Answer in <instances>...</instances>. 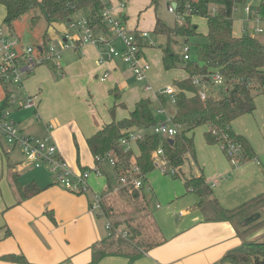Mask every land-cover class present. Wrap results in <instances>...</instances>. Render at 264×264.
Masks as SVG:
<instances>
[{
    "label": "crops",
    "instance_id": "obj_1",
    "mask_svg": "<svg viewBox=\"0 0 264 264\" xmlns=\"http://www.w3.org/2000/svg\"><path fill=\"white\" fill-rule=\"evenodd\" d=\"M108 2L113 9L116 7L115 14L123 19V24L128 25L130 32H147L146 40L150 36L146 26L151 28L152 33L157 19L167 24L160 13L157 14L161 6L165 10L162 0H156L155 3L152 0H135L128 6L122 0ZM257 2L246 0V3L237 5L241 7L243 16L237 30L239 33H235L232 27L234 37L244 34L257 37L258 34H264V31L263 34L257 33L258 29L254 27L258 15L245 11V7L255 6ZM118 3L123 4V7L121 4L117 7ZM216 9V6H211V13H215ZM166 14L175 22L174 16ZM81 17L77 14L71 22L81 20ZM259 17L264 22V15ZM173 22L167 25L173 26ZM234 22L233 19V24ZM192 23L194 24L193 18ZM16 24L17 22L13 35L22 40ZM66 24L68 27V22ZM48 28L41 35L36 31L37 26L28 29L30 34L38 38L32 46L46 49L45 45H53ZM46 33L49 41L43 43ZM67 33L72 40L65 42ZM62 36L56 48L61 49L62 43H67L70 48L61 52V59L55 69L51 64L37 66L26 76L25 85L18 95L22 99L32 95L37 97V109H32L35 120L26 126L17 118L11 119L25 135H50L73 170L80 171L86 167L80 163L78 150L85 149L89 152L86 139L111 122L110 109L114 105L124 106L115 108L114 117L117 120L127 117L128 110L131 111L134 104L143 98L152 101L154 112L163 107L169 111V116L173 115L174 107L168 103L163 106L159 100V92L155 96H149L144 91L135 93L128 99L130 106L127 109L126 94L131 85L126 80L123 61L120 58L109 60L106 46L79 44L76 41L77 33L69 29ZM144 39L140 40L141 45H145ZM151 44L152 47L155 46V42ZM146 51L144 46L142 58L149 63ZM104 75L107 78L102 81ZM186 78V73H183L181 79ZM141 84H148L147 79ZM114 89L119 96L116 102L110 93ZM2 95L5 94L0 84V96ZM254 102L255 110L252 114L243 115L232 122L233 130L243 135L251 144L256 155L253 160L230 164L221 147L207 144L203 134L198 144L195 145L194 142V156L187 155L180 168L179 174L185 178L203 174L214 197L224 209L231 210L264 193V93L256 96ZM203 127L206 131L207 126ZM137 132L139 130H134V133ZM130 148L137 154L134 141ZM71 150L76 153L75 159ZM14 151L17 150L10 147L5 150L0 140V264H90L92 247L108 235L107 221L99 216L91 189L82 194L74 193L45 174L33 171L23 175L21 172L31 167L21 162V159H12L10 154ZM147 177L145 192L151 198V210L165 242L137 258L106 255L96 264H228L221 262L223 256L241 245L232 224L226 221H205L201 211L193 207L198 201L197 197L185 192L182 177L175 175L172 179L152 175L154 187L157 188L158 182L166 183L165 189L156 190V193ZM31 182L41 191L20 199L18 187ZM263 235L264 232L255 233L251 239Z\"/></svg>",
    "mask_w": 264,
    "mask_h": 264
},
{
    "label": "trees",
    "instance_id": "obj_2",
    "mask_svg": "<svg viewBox=\"0 0 264 264\" xmlns=\"http://www.w3.org/2000/svg\"><path fill=\"white\" fill-rule=\"evenodd\" d=\"M176 12L182 18L181 25L168 27L160 19L155 22L152 34L164 36L166 46L161 49V63L165 71L183 69L187 78L174 81L172 86L176 91V103L171 116L173 125L177 126V134L173 136L172 143L167 138L154 135L149 130L157 124L158 118L153 110L152 101L143 98L137 101L127 117L117 120L114 117L116 107L110 109L111 122L105 124L94 135L86 139L87 148L96 165V156L101 159L112 158L115 165L112 175L116 182L122 173H128L131 167L139 170L144 177V186L140 189L133 185H118L113 190L108 176L104 173L107 186L99 194V216L108 224V235L91 249L92 260L96 264L106 255H123L128 258H137L152 248L162 245L165 238L157 226L152 210L151 198L145 193L146 177L155 169L153 153L162 149L163 157L169 166L176 169V177H182L186 193L193 194L198 201L193 206L201 211L207 222H229L234 227L241 245L226 252L221 262L228 264H264V239H251V236L264 227V218L259 213L264 210V193L255 196L245 203L231 209H224L214 197L211 187L203 174L198 177L185 178L179 174L180 168L187 155L194 156V141L192 133L195 129L207 126L204 139L209 145H219L224 151L228 144L239 146L240 161H251L256 155L249 141L232 128V122L237 118L252 114L255 110L254 99L264 93V42L257 37L244 34L234 37L232 33V13L237 5L246 3V0H175ZM255 6L250 7L253 15H264V0H257ZM156 0H152L155 3ZM5 10L2 25L13 34L14 25L30 12L39 10L41 16L48 23L71 22L72 18L80 14L95 35H109L102 11L109 6V2L102 0H0ZM216 6V12L211 13L210 7ZM40 16H32L30 28L34 29ZM192 18H203L206 21L207 34L205 41L197 46L196 58L184 60L171 48L173 39L179 38L185 44L188 39L197 35V26ZM16 36V35H15ZM49 41L48 34L43 36V43ZM141 45V44H140ZM142 49L145 45H141ZM55 69L56 66L52 65ZM52 68V69H53ZM219 73L225 80L226 90L222 87L211 88L207 98L202 101L198 97V88L192 84L194 77L202 78L207 82L208 76ZM4 85V84H3ZM5 93L8 90L5 88ZM115 102L119 100L116 90L110 91ZM163 106L167 104L164 96H159ZM124 107V106H123ZM2 110L9 109V103L4 98ZM134 130L144 131L140 139L134 141L137 154L126 149L121 144L128 140L129 134ZM103 162L100 163L102 169ZM87 168H81L85 171ZM181 175V176H180ZM41 189L31 182L18 187L20 199L32 196ZM127 203H133V213L145 211L148 225L141 219H130L126 222V236L117 235L116 221L111 218H121L125 214L115 197ZM152 228V230H151ZM149 231V232H148ZM151 231V232H150ZM28 264L27 262H24Z\"/></svg>",
    "mask_w": 264,
    "mask_h": 264
},
{
    "label": "built area",
    "instance_id": "obj_3",
    "mask_svg": "<svg viewBox=\"0 0 264 264\" xmlns=\"http://www.w3.org/2000/svg\"><path fill=\"white\" fill-rule=\"evenodd\" d=\"M107 2L108 0H102ZM165 10L168 14L174 16L178 25H181L182 18L177 14V5L175 0H162ZM123 7V4H121ZM245 11L250 13V7H245ZM102 17L109 29V35H95L86 27L83 19L76 22H69L68 29L75 30L77 33L76 41L81 45H94L97 47H107L108 59L120 58L124 63L128 64L135 78L139 82L146 81V71L149 69V63L142 58V46L140 40L147 38V32H130L124 29L123 19L119 18L112 20L110 18V5L102 11ZM257 23L261 22L260 17H256ZM8 35H5L0 30V84L4 89V98L9 103L10 108L2 110L0 108V140L5 142L11 149L19 151L24 157V163L33 165L34 168H47L55 175L57 184L64 187L66 190L74 193H86L89 191V186L86 183L90 171L74 172L70 169L67 163L63 160L60 153L53 144L50 135L42 138L28 136L22 133L17 123H15L10 115L12 108L22 109H37V97L27 96L21 101H18V94L15 91L19 86L22 88V76L26 77L40 65L51 64L57 66V62L61 59V52L70 48L67 43L61 44V49H57L53 45H49L47 49L37 48L36 46L23 44L18 37L11 34L6 29ZM257 33H263V30H256ZM72 40L69 33L65 36V42ZM153 45V44H152ZM184 60L189 58V48L185 46L182 49ZM107 78V75L102 77V81ZM4 84V85H3ZM192 84L198 88V97L204 101L211 88H219L226 86L224 78L219 73H214L208 76V82L202 81L200 77H194ZM5 88L8 94L5 93ZM149 84L143 85V90H149ZM160 96H164L167 103L174 107L176 103V91L172 85L166 86L159 92ZM157 117L167 116L166 119L158 120L149 132L158 135L161 138L172 139L177 134V126L173 125L171 116L163 107L155 110ZM37 117V115H36ZM51 127V126H50ZM144 131L130 133L128 140H122L121 144L130 148L131 142L140 139ZM224 154L228 158L230 164L237 165L241 161V151L239 146L228 144L224 149ZM96 165L94 172L102 174L100 163H109L111 168L115 165V160L112 158L101 159L96 156ZM155 168L161 173H166V167L170 169L173 176L176 175V169L169 166L167 160L163 157L162 149L159 148L153 153ZM144 177L139 175V170L131 167L128 173H122L117 180V184L133 185L134 188L140 189L144 186ZM99 196L96 199V207L99 213ZM108 228V224H107Z\"/></svg>",
    "mask_w": 264,
    "mask_h": 264
},
{
    "label": "rangeland",
    "instance_id": "obj_4",
    "mask_svg": "<svg viewBox=\"0 0 264 264\" xmlns=\"http://www.w3.org/2000/svg\"><path fill=\"white\" fill-rule=\"evenodd\" d=\"M134 2H135V0H127V1L122 0V3H125L126 6L132 5ZM120 4L118 3L117 7H120ZM156 6H157V4H156ZM115 10H116V7L114 9L112 7H110V18L112 20H116V19L120 18L119 15L115 14ZM159 13H160L161 18L163 20H165V22L167 24H169V23L172 24V22H173L172 17L166 14V12H165V10H163L162 6L160 7L157 14H159ZM34 15L41 17L39 22H38L37 29H36V31H39L38 35L39 34L41 35L43 33V31L48 28V23L45 21L44 17L41 16V12L39 10H36L34 12H30V13L26 14L16 24L17 30L19 31V33L18 32L17 33L19 34V37L21 36V39H22V40H20V42L23 44L34 45V43H36L38 41V38H36L32 33L30 34V32L28 31V29H30V19ZM4 16H5L4 8L2 7V5H0V30L5 35H8V33L6 31V27L2 25V21H3ZM242 16H243V14H242L241 7L237 6L236 11L233 13V19L235 20V22L233 24V31L235 33H239V31H237V30H238V27L241 26L240 20L242 19ZM193 22H194V25L197 26V31H196L197 35L189 38L188 43L186 45H184L182 43L183 41L179 38L173 39L174 41H173V45H171V48L173 50H176V52L180 58L182 56V49L184 48V46H187L189 48V56L191 57V59H195L197 46L201 45L205 41L204 37L207 34L206 21L203 18H193ZM173 23H174L173 26H175V24H177L176 21ZM173 26H168V27L173 28ZM254 27L256 29H261L264 31V22L255 23ZM145 28L149 29V31H150L149 38L147 40H146V38L144 39L145 40V48H147L146 56H147L148 60L150 61L149 62V69L146 71V78H147V82H148L150 88H149V90H143V84H141V82L136 80L135 75L133 74L131 67L128 64L123 62L125 64L124 65L125 66L124 71H125V75H126V80L129 81V85H131L129 87L130 90L126 94L127 100H126L125 105H126L127 109L130 106V102L128 99L132 98L135 93H139V92L144 91V92H148L149 96L151 94H153L152 96H155L156 93L160 92L167 85H171L174 81H181L182 80L181 77L183 76V73H185V71L183 69H179V68L172 69L169 71H165L163 69L162 63H161V49L165 48V46H166V38L164 36H156L155 37L151 33L150 27L146 26ZM67 29H68V27H67L66 22L53 23V25L49 26L48 31L50 33L51 43L53 44L54 47H56L58 45L59 41L63 37L62 35L65 32H67ZM124 29L126 31H129L127 24L124 25ZM72 32H76V31L72 30ZM257 38L258 39L260 38L262 41H264L263 40L264 34L263 35L258 34ZM151 42H155L154 47L151 46L152 45ZM49 45H51V44L45 45L46 49L48 48ZM25 79H26V77L22 76L23 85H25V81H26ZM222 90H224V91L226 90L225 86L222 87ZM15 91L18 92V95H20L22 88H20L18 86ZM21 100H22V96H20L18 98V101H21ZM3 101H4V96L2 95V96H0V106L2 105ZM14 109H11L10 117L11 118H17L18 120H21L22 124H24L26 126L29 124L31 125L32 122L35 120V114L33 113L32 109H20L17 111H15ZM129 111L130 110H128V112ZM168 112L169 111H167V113ZM166 117L163 116L162 118L166 119ZM204 133H205L204 127H199L193 131V133L191 135H193V137H194L195 145L201 141V138H203ZM33 137L42 138V137H44V135H33ZM51 140H52V137H51ZM52 142H54V141L52 140ZM1 144L5 150L9 149V146L7 144H5V142L1 141ZM53 144L55 145L57 151L60 153L63 160L67 163V165L70 167V169L73 170V168L66 161V158L64 157V155H62L60 150L57 148L56 144L55 143H53ZM71 151H73V155H74V159H75L76 153L74 152V150H71ZM10 155H11L12 159H21V162L24 163V161H23L24 157L22 156V154L19 151H14ZM78 157H79L80 163H82L81 165L86 166L87 167L86 170L90 171L89 177L87 178L86 183L88 184L89 188L91 189V191H92L91 193H93L95 195V199H97L99 194L101 192H103L107 186L106 177L104 176V174H96L94 172V169H95L94 161H93L91 154L87 150H85V149L78 150ZM28 166L31 168H28L26 171H22L21 174L26 175V174L32 173L34 171V172H38L40 174H45L48 176V178H51L52 180L55 181V175L53 173H51L47 168H43V167L42 168H34L33 165H28ZM102 170L108 176L109 182L113 185L112 186L113 190L117 189L119 184H117V182L115 180L116 177H114L112 175V169H111V166L109 165V163H107V162L103 163ZM29 171H31V172H29ZM73 171L78 172L76 170H73ZM152 175H157V177H161V178H163V177H166V178L168 177V178H172V179L174 178V176L171 174L170 169L168 167H166V173H164V174L161 173L157 168H155V170H153L150 174H148L147 179L149 180V182H151V185H152ZM152 186H153V190L156 193V190L157 191L158 190L159 191L164 190L166 187V183L162 184L161 182H158L157 188H156V186L154 187V185H152ZM146 195H147V193H146ZM147 197H148V195H147ZM115 200L120 204L119 205L120 209L124 210L123 212H125V214L123 216H121V218H119V219L118 218L115 219L114 217L111 218V220L116 221V225H118L117 230H116L118 236H126V228H124L126 226V222L123 224L124 220L130 221V219H141L142 222H145L144 224L148 225L147 229L150 230L149 224H151V223L149 222V219L144 218L145 213H146L145 211L140 210V211H137L136 213H133L132 212L133 203H127L125 201H122L117 196L115 197ZM152 203L154 205V201ZM92 205H94V199H93ZM259 215H261L260 219L264 218V210L260 211ZM151 230H152V228H151ZM262 232H264V227L260 228L255 233L258 234V233H262ZM257 238L264 239V235L256 237L255 239H257Z\"/></svg>",
    "mask_w": 264,
    "mask_h": 264
},
{
    "label": "water",
    "instance_id": "obj_5",
    "mask_svg": "<svg viewBox=\"0 0 264 264\" xmlns=\"http://www.w3.org/2000/svg\"><path fill=\"white\" fill-rule=\"evenodd\" d=\"M174 6H176V4H174ZM207 82H208V80H207ZM168 141H169L170 143H172V139H168Z\"/></svg>",
    "mask_w": 264,
    "mask_h": 264
}]
</instances>
